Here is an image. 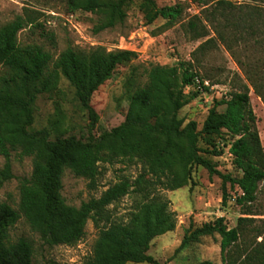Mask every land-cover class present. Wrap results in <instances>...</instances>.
Returning a JSON list of instances; mask_svg holds the SVG:
<instances>
[{"label": "trees", "instance_id": "obj_1", "mask_svg": "<svg viewBox=\"0 0 264 264\" xmlns=\"http://www.w3.org/2000/svg\"><path fill=\"white\" fill-rule=\"evenodd\" d=\"M63 1L69 14H99L100 19L93 26V31L99 32L123 24L132 0ZM139 1L146 23L160 17L165 20L166 29L174 25L184 10L179 3L157 6L154 0ZM190 1L202 8V14L187 21L193 38L208 36V26L215 34L201 42L196 52L214 41L231 50V27L254 37L255 43L264 34V15L256 6L237 0ZM33 23L32 19L16 16L0 26V155L4 157L0 187L13 177L11 151L32 157L30 175L18 181V208L0 201V264H34L30 240L22 236L10 239V228L20 216L50 246L75 244L83 238L86 222L91 220L98 235L91 256L83 264H162L147 251L153 238L175 228L176 218L169 209V200L158 192L156 185L168 190L187 185L194 165L221 177V206L233 199L240 215L231 227L220 215L187 228L176 251L210 236L218 238L221 262L203 259L193 264H264V210L255 208L264 191V149L249 96L251 87L264 104V63L245 60L249 56L237 59L243 76L237 75L238 84L213 101L200 129L195 120L185 121L179 116L183 106L209 90V83L205 84L206 78L196 64L190 60L152 64L146 70L145 84L132 93L123 121L94 135L91 130L98 116L90 103L92 93L137 53L124 48L107 50L95 46L83 50L68 46L53 59L39 44L19 43L18 31ZM259 25L263 31L255 30ZM42 35L53 40V32L43 30ZM243 37L235 36L234 41ZM61 77L73 87L76 101L87 112L89 135L85 140L74 135L52 138L46 127L32 128L36 99L41 94L53 95ZM189 86L195 89L185 92ZM218 106L224 109L220 111ZM214 137L221 139L222 146L215 144ZM201 140L211 148H201ZM223 147H228L240 175L220 172L202 155H220ZM115 159L134 160L142 170L135 180L120 179L79 206L66 203L61 194L64 169L86 178L93 188L99 162L112 163ZM130 191L143 195L129 220L111 221L107 206ZM101 221L104 223L100 224ZM44 264L67 263L49 259Z\"/></svg>", "mask_w": 264, "mask_h": 264}, {"label": "rangeland", "instance_id": "obj_2", "mask_svg": "<svg viewBox=\"0 0 264 264\" xmlns=\"http://www.w3.org/2000/svg\"><path fill=\"white\" fill-rule=\"evenodd\" d=\"M154 1L157 6L181 4L184 7L182 16L167 29L163 27L165 20L160 17L152 23H146L140 1L132 0L126 8L127 16L123 24L94 32L93 26L99 21L100 15L87 11L69 14L63 0H0V26L16 16L32 19L33 25L26 24L18 31L19 43L39 44L53 55V59L68 46L83 50L95 46H103L107 50L124 48L137 53L129 63L119 65L112 76L92 93L90 103L98 116L91 130L94 135H99L123 121L132 93L138 86L145 84L146 70L150 65L175 64L179 60L192 61L209 83V90L200 92L195 99L183 106L179 116L185 121L195 120L197 129H200L213 101L225 96L233 85L238 84L237 75L243 76L237 59H245V56H249L245 60L264 63V34L262 33L255 43L254 37L250 35L247 37L240 29L235 31L231 27L229 33L231 50L219 41H214L209 47L196 52L195 49L201 42L215 35L209 26L208 36L198 39L193 38L188 31L187 21L195 15L202 14L201 6L190 0ZM236 2L256 6L264 15V0H237ZM43 30L53 32L52 41L42 35ZM255 30L263 31L260 25ZM237 33L246 37L235 42V36H239ZM193 89H195L193 86L186 87L185 92ZM249 96L264 149V104L251 87ZM217 109L221 111L224 106H218ZM43 127L49 129L52 138L74 135L85 140L89 135L87 112L79 106L74 97L73 87L63 77L53 95L41 94L35 101L32 128ZM213 141L218 147L222 146L220 138L214 137ZM199 145L203 149L211 148L202 140ZM227 149L228 147H223L220 155L214 156L205 152H202V155L209 158L220 172L238 176L240 172L234 166L232 155ZM10 161L13 177L0 187V201H6L17 209L18 181L19 178L30 175L32 157L20 156L16 151H11ZM3 163L4 157L0 155V167ZM141 170V164L134 160L115 159L112 163L101 161L96 184L91 188L86 178L76 176L66 168L62 174L61 194L67 204L79 206L81 202L91 197H98L103 190L120 179L135 180ZM226 188L229 190L228 183ZM156 189L169 200V209L174 212L176 224L173 230L153 238L147 252L162 264H193L203 259L220 263L218 238L203 237L200 241L191 242L178 251L176 249L185 230L189 227L194 228L220 215L224 216L229 227L236 224L240 210L234 200H229L225 207L221 206V177L216 173L210 175L201 165H194L187 185L175 190L159 188L156 185ZM230 193L233 194L234 191ZM142 195V193L130 191L115 203L108 205L110 220L127 222L130 213L142 199ZM255 208L259 211L264 210V191L259 194ZM103 223V221L100 222V224ZM97 235L98 229L91 220H88L85 225V234L78 242L73 245L50 246L30 228L23 216H20L10 228L11 240L21 236L30 240L34 264H44L49 259L67 264H83L92 254ZM126 264L149 263L126 262Z\"/></svg>", "mask_w": 264, "mask_h": 264}, {"label": "built area", "instance_id": "obj_3", "mask_svg": "<svg viewBox=\"0 0 264 264\" xmlns=\"http://www.w3.org/2000/svg\"><path fill=\"white\" fill-rule=\"evenodd\" d=\"M205 84H208V83L205 81Z\"/></svg>", "mask_w": 264, "mask_h": 264}]
</instances>
